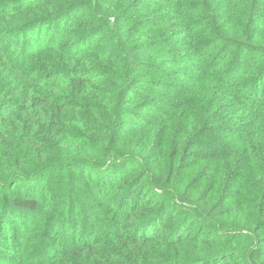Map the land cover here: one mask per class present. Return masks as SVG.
Returning <instances> with one entry per match:
<instances>
[{
	"label": "trees",
	"instance_id": "trees-1",
	"mask_svg": "<svg viewBox=\"0 0 264 264\" xmlns=\"http://www.w3.org/2000/svg\"><path fill=\"white\" fill-rule=\"evenodd\" d=\"M0 264H264V0H0Z\"/></svg>",
	"mask_w": 264,
	"mask_h": 264
},
{
	"label": "rangeland",
	"instance_id": "rangeland-1",
	"mask_svg": "<svg viewBox=\"0 0 264 264\" xmlns=\"http://www.w3.org/2000/svg\"><path fill=\"white\" fill-rule=\"evenodd\" d=\"M198 172V169L196 171V169L192 172V176H194L196 173Z\"/></svg>",
	"mask_w": 264,
	"mask_h": 264
}]
</instances>
